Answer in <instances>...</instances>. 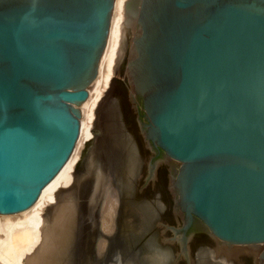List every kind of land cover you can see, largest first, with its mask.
I'll return each instance as SVG.
<instances>
[{"label": "water", "instance_id": "95a60500", "mask_svg": "<svg viewBox=\"0 0 264 264\" xmlns=\"http://www.w3.org/2000/svg\"><path fill=\"white\" fill-rule=\"evenodd\" d=\"M112 8L0 0V214L32 206L68 161ZM120 28L138 36L147 138L180 163L177 232L196 218L225 243L264 244V0H125Z\"/></svg>", "mask_w": 264, "mask_h": 264}, {"label": "bare ground", "instance_id": "6f19581e", "mask_svg": "<svg viewBox=\"0 0 264 264\" xmlns=\"http://www.w3.org/2000/svg\"><path fill=\"white\" fill-rule=\"evenodd\" d=\"M124 1L113 0L96 78L79 105L80 133L68 161L32 206L0 214V264H177L165 239L160 237L163 246L157 242L155 168L145 170L148 192L134 189L146 154L136 134L133 104L131 63L138 36L120 28ZM170 181L165 189L173 198ZM222 247L232 249L226 253ZM263 251L264 244L214 249L217 257L240 253L244 257L236 264H260ZM201 262L226 264L222 257Z\"/></svg>", "mask_w": 264, "mask_h": 264}, {"label": "rangeland", "instance_id": "374dc122", "mask_svg": "<svg viewBox=\"0 0 264 264\" xmlns=\"http://www.w3.org/2000/svg\"><path fill=\"white\" fill-rule=\"evenodd\" d=\"M133 104H134V113H135V121H136V134L141 140L140 142H141L142 150L146 154L142 166L144 167V169L134 189L135 192H142L143 194L147 193L151 182L148 176L146 175H145L146 177L144 176L145 170L147 168H155L156 176H157V178L155 179V182L157 183V193L154 197V200H156L158 204V209L162 210L161 214L158 215L155 223V230L157 234L156 237L158 244L160 246H163L160 243L161 242L160 237L161 238L163 237L165 239L163 241H165L166 246H168L169 249L172 251L171 254L172 258L175 262H177V264H203L201 261L204 258H206V261L210 263H216L218 259H220L221 257H222V261L225 262L226 264H236L237 261H239L244 257L240 255V253L239 256L237 257L234 256V258H231L230 255L225 253L224 255L222 253L221 257H217L216 254L214 253V249L215 248L219 249L221 245H226V246L227 245L248 246V245H233L216 239L210 234V232L203 225V223L196 218L192 220V223L190 225L193 227V229H195L198 232L196 233L197 234L196 236H194V234H190L187 237V239H184L181 235V232H177V229H180L183 226V224L186 222V218L184 213L180 209V192L176 184L177 183L176 175L173 176L175 180H174V184L172 183L173 205H171V203L168 200L166 189H164L165 183L163 184V182H167L169 178H170L169 181L171 180L172 169L174 168L179 171L180 163L168 157H165L164 152L157 146V144L147 138L148 122L145 118L142 97L135 95ZM168 165L170 167H168ZM163 174H165V177H163ZM254 245H258V244H254ZM254 245H250V246H254ZM231 249L232 248H223V250L226 251V253H228ZM206 250H208L209 253L208 252L206 253ZM206 254H208V256H206ZM260 261L262 263L261 259L258 260L257 262L259 263ZM242 264H248V263L244 261Z\"/></svg>", "mask_w": 264, "mask_h": 264}, {"label": "flooded vegetation", "instance_id": "af4514ba", "mask_svg": "<svg viewBox=\"0 0 264 264\" xmlns=\"http://www.w3.org/2000/svg\"><path fill=\"white\" fill-rule=\"evenodd\" d=\"M141 158H142V155H141V149H140V155H139V160H138V164H140L141 163ZM168 167H170V166H168ZM178 170L177 169H172V171H171V180H175V178L173 177L174 175H176V177H177V174H178ZM163 177H165V174H163ZM168 178H169V176H168ZM170 179V178H169ZM168 179V180H169ZM165 183V188H167V183H168V181L167 182H163V184ZM163 187V188H164ZM164 188V189H165ZM157 191V190H156ZM157 193V192H156ZM172 197H168V200H169V202L171 203V205H173V199H171ZM158 206V204H157V202H156V207ZM157 209H158V207H157ZM159 211H160V213H159ZM161 212H162V210L161 209H158V215H160L161 214ZM157 215V216H158ZM178 217V216H177ZM175 221H176V218H175ZM196 233H198L195 229H193V227L192 226H190L189 227V229H188V231L185 233V236L186 237H188L190 234H194V236H196L197 234ZM243 254V253H242ZM251 264V263H250Z\"/></svg>", "mask_w": 264, "mask_h": 264}]
</instances>
